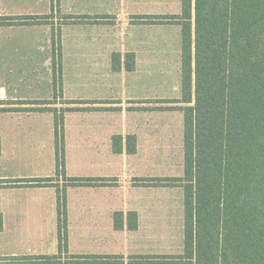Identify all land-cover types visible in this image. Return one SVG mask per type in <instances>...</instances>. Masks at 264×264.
<instances>
[{"label":"trees","instance_id":"1","mask_svg":"<svg viewBox=\"0 0 264 264\" xmlns=\"http://www.w3.org/2000/svg\"><path fill=\"white\" fill-rule=\"evenodd\" d=\"M146 18L180 27V98L165 103L182 106L183 176L151 184L183 189V252L168 262L264 264V0H180L179 15ZM39 20L3 18L0 26L36 25ZM125 58L124 69L132 72L134 63L128 60L134 54ZM120 68V60H113L112 70ZM22 110L53 113L56 174L63 175V115L74 109ZM113 142L114 152L122 151V145L126 154L136 152L134 135L116 136ZM68 181L62 189L56 187L58 254L20 257L8 264H60L67 253L65 188L84 185L80 179ZM52 182L15 184L43 187ZM125 220L128 231L137 229L135 212ZM114 221L115 228H124L123 213L119 225L117 215Z\"/></svg>","mask_w":264,"mask_h":264},{"label":"crops","instance_id":"2","mask_svg":"<svg viewBox=\"0 0 264 264\" xmlns=\"http://www.w3.org/2000/svg\"><path fill=\"white\" fill-rule=\"evenodd\" d=\"M1 2L0 19L41 17L52 4L44 0L42 12L33 13L22 7L9 10ZM40 26H0V264L20 257L58 254L56 187L62 189L69 179L83 180L84 185L65 188L67 253L62 255L85 261L79 264H123L121 233L131 232L125 227V216L134 211H122L121 156L126 154L125 145L120 152H114L113 145L114 137H125L120 133V104L114 99L101 103L103 80L81 79L83 103L77 108L65 105L74 110L63 115L64 171L57 175L53 113L22 109L59 110L58 105L19 104L52 101V32L39 30ZM26 34H32L31 38ZM61 53L64 57L63 50ZM42 83L41 98L31 86ZM69 84L64 78V97L75 101L77 98L67 96ZM47 178L53 179L52 185L15 184ZM121 213L122 230L114 227L115 215L119 225Z\"/></svg>","mask_w":264,"mask_h":264},{"label":"rangeland","instance_id":"3","mask_svg":"<svg viewBox=\"0 0 264 264\" xmlns=\"http://www.w3.org/2000/svg\"><path fill=\"white\" fill-rule=\"evenodd\" d=\"M2 1L9 10L22 7L33 13L42 12L44 3ZM51 3L38 22L42 25L39 30L52 32V61L57 79L50 102L65 109L71 101L63 94L64 78L70 83L67 96L77 98L71 101L77 103L73 106L76 108L83 103L81 79L103 80L101 103L112 102L111 99L119 103L120 133L136 138L135 154L121 156L122 211H134L137 215V229L121 233L123 264H169L167 258L174 260L183 252V189L151 184L163 185L165 182L160 180L183 176L182 106L165 103L180 98V27L163 20L152 24L146 17L179 15L180 0ZM130 53L134 58L128 61L134 63V70L126 72L125 56ZM113 60H120V71L112 70ZM31 88L38 92L35 96L43 97V83ZM72 258L61 255L59 262L81 263L80 258Z\"/></svg>","mask_w":264,"mask_h":264}]
</instances>
